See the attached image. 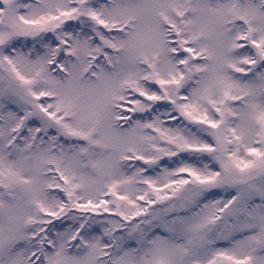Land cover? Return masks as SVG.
<instances>
[{"label":"snow or ice","instance_id":"snow-or-ice-1","mask_svg":"<svg viewBox=\"0 0 264 264\" xmlns=\"http://www.w3.org/2000/svg\"><path fill=\"white\" fill-rule=\"evenodd\" d=\"M0 264H264V0H0Z\"/></svg>","mask_w":264,"mask_h":264}]
</instances>
